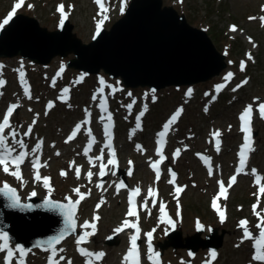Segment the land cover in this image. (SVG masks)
Returning a JSON list of instances; mask_svg holds the SVG:
<instances>
[{"label":"rangeland","instance_id":"obj_1","mask_svg":"<svg viewBox=\"0 0 264 264\" xmlns=\"http://www.w3.org/2000/svg\"><path fill=\"white\" fill-rule=\"evenodd\" d=\"M131 1L109 0L108 13L102 14L95 0H25L16 13L33 17L39 21L41 27L47 28L49 31H56L61 26V15L57 10V5L63 3L78 38L84 43H90L97 30V24L103 16L106 15L107 19L104 20L101 28L110 29L122 16L124 6L127 3L129 6ZM17 2L18 0H0V24H3ZM164 6L174 7L180 14L187 17L190 25L205 30L218 51L226 55L228 67L221 73L222 75L220 74L221 76H215L208 82L197 83L192 87H171L156 92L150 91V88L139 87L133 90L124 87L125 90L115 98L119 100L124 97L122 106L116 107L122 123L119 145L123 146L129 142L131 149L128 152H122L124 159L122 170L132 169L128 162L129 159L137 162V169L128 182L131 186L140 187L144 201L147 200V208L142 211L140 219L144 221L147 231L153 233L152 240L162 243L168 241L179 246L178 249L170 246L164 250L163 264H205L209 258L210 250L204 249L206 244L204 239L207 235H212L211 228H218L215 242L222 244L217 250L218 255L221 254L219 264H254L255 261L248 251L250 245L246 242L241 243L243 237L238 219L252 216L253 225L256 227L259 221L257 216L252 214V209L254 204H258L257 211L264 213V195L259 193V188L264 185L256 184L253 176L241 179L226 202L230 208V218L225 225L216 220L209 204L214 196L212 194L216 191L218 181L227 180L232 173L235 155L241 143L239 117L249 104L253 106L252 118L258 133L259 149L253 158L252 169L261 170L264 173V118H261L258 112L259 104L264 103V21L260 19L264 16V0H164ZM252 14L256 16L253 22L248 19V16ZM232 25L237 27L235 33L229 31ZM247 54L256 56L252 57V60H248V62L250 61L249 68L245 73L246 66L245 70L241 71L240 62L247 60ZM73 58V54L64 58L57 56L47 66L33 64L32 60H25L22 56L0 59L2 65L9 66L4 69L5 74L0 77V80L5 82L4 86L0 87V93H2L0 95V114L6 106L19 103L20 107L14 118V123L19 126L21 134L36 118V123L33 126L35 132L33 138L28 136L24 139L30 142V147L33 148L38 138L45 137L47 139L46 150L50 151L48 157L55 159L52 162L53 166H58V168L51 167L48 170V173L54 178L55 191L51 195L44 190L42 184L35 183L28 177L21 182L0 171V187H3L6 182L18 191L23 202H27L26 196L32 194L35 189L40 191L38 198L41 200L52 198L60 202H67L65 197L75 200L79 197L73 192V189L85 186L86 181L77 179L75 175L76 165L82 162V159L77 156L79 154L78 145L65 143V137L77 123H83L85 110L92 109L93 96H97V98L100 96L99 81L101 78L99 77L106 74L103 70L97 76L79 70L66 69V64ZM14 68L18 69V72H14ZM0 69H2L1 65ZM21 71L30 89L31 99L24 96L20 80ZM229 72L233 73V77L226 81L224 77ZM106 76L108 81L103 79L105 83L107 81L110 85H122L119 79ZM245 79L248 80V83L243 85L244 89L240 90L237 85H240ZM221 84L228 85V87L224 89V93L218 95L216 87ZM64 88H68L69 91L61 99ZM233 88H237V90L234 92ZM189 89H191L190 96L187 95ZM130 91L134 93L129 95ZM154 97H158L159 101L152 103ZM135 98H140L139 109L147 108L149 114L145 121L144 132L136 133L133 136L130 134L131 138H128L126 132H122L125 131L123 123L125 118L128 119L127 114L133 110L132 108L129 110L127 105H136ZM49 102H52L54 107L48 111L46 106ZM179 109H183V111L174 124V134L171 130L170 132L173 135L172 142L175 149L171 155V164H175L178 168L181 181L175 185H167L166 182H163L166 191L171 189L170 194L164 195L165 199L150 198L148 196L149 187L156 190L160 184L157 180H152V175L146 167L145 151H138L136 146L142 143L143 147H147L150 140L153 142L154 133L162 127V122L165 119L167 122ZM45 111H47V115H45ZM217 130L221 132L220 138L225 141L221 153L215 152L211 145L213 137L211 134ZM177 149L180 150L179 157L174 156ZM57 152L61 154L56 158L55 153ZM201 157H206L209 161L208 165L216 167L215 170H212L211 176L206 174L202 166L205 165L204 160ZM72 161H75V165L69 168ZM61 170H65L68 173L67 176L62 177ZM251 181L254 183L249 184ZM92 182L95 183V181ZM176 186L184 188L178 197L175 194ZM92 189H94L93 186L87 188V193L88 195L91 193V197L85 198L83 201L77 217L78 223L92 222L93 216L100 214L101 218L96 221V233L94 239L90 240L89 248L92 252L103 251L105 253L104 264H117L123 261L132 235L131 229H126L121 233L113 231L116 227L121 226L122 221L126 218L123 215L125 212L124 195L115 193L113 189L109 190L108 195L104 197L108 202L104 209L98 212L94 209L95 202L98 199H103V196H98V191L89 192ZM161 203L167 204L168 208L170 206L175 220L181 228L180 237L176 236L171 240L166 237V232L171 229L170 225L162 223L160 220L159 207ZM182 214L184 221L181 219ZM197 223L202 225L204 233L200 237L201 241L191 242L189 238L195 236L198 230ZM109 236L117 237L116 244L112 245H116L114 249L106 243ZM73 240L74 236L59 247L64 249L63 252L58 251L60 255L68 257L64 262L70 260V257H77V253L74 254ZM189 244L192 247H198L195 254L188 252L185 246ZM30 252V264H45L51 253L36 249Z\"/></svg>","mask_w":264,"mask_h":264},{"label":"water","instance_id":"obj_2","mask_svg":"<svg viewBox=\"0 0 264 264\" xmlns=\"http://www.w3.org/2000/svg\"><path fill=\"white\" fill-rule=\"evenodd\" d=\"M70 54L75 55L68 63L70 68L89 74L104 70L112 78H122L128 88L150 87L155 91L207 82L227 68L225 55L210 36L191 26L186 16L173 7H164V0H132L125 15L89 44L78 38L69 21L51 32L41 27L37 19L22 14L0 32V57L20 55L36 64L48 65L55 57ZM63 226V217L49 206L35 200L23 207L12 206L11 199L0 193V229L16 243L38 247ZM23 230V234L16 233ZM201 235L199 232L189 239L201 241ZM216 236L214 230L204 248L221 247V243L214 242ZM114 243L108 242L111 246ZM170 246L179 248L169 242L162 248ZM185 247L193 253L198 251L190 244Z\"/></svg>","mask_w":264,"mask_h":264},{"label":"snow or ice","instance_id":"obj_3","mask_svg":"<svg viewBox=\"0 0 264 264\" xmlns=\"http://www.w3.org/2000/svg\"><path fill=\"white\" fill-rule=\"evenodd\" d=\"M25 3V0H18V2L14 5L12 8V11L8 14L7 18L3 21V24H0V28H2L5 24H7L15 15L16 10L19 9L23 4ZM95 3L99 6L100 12L106 13L107 9L105 8L104 5V0H95ZM31 7V5H29ZM61 15V20H60V25L61 27L64 24V20L67 18V13L65 12V6L63 4L58 6L57 9ZM107 19V16L104 15L103 18L98 22L97 24V30H96V35H99L100 30H101V25H103L104 20ZM249 19H255V17H250ZM261 21H264V16L260 17ZM230 31L236 32L237 27L235 25L230 26ZM251 43V40L249 41ZM255 46V45H254ZM247 59L252 60L251 54H247ZM245 61L240 62V70L244 71L245 70ZM63 70V69H61ZM233 77V73L229 72L224 79L226 81L230 80ZM20 80H21V86L23 88L24 96L27 97L28 99H31V93L30 89L24 80V74L21 71L20 73ZM4 81L0 80V87L4 86ZM100 83V90H99V95L103 96V91L104 88L106 87L105 82L103 79L99 81ZM248 83V80L245 79L241 82L240 85H237V88L242 87L243 85H246ZM225 85L221 84L216 87V91L219 92ZM237 88H233L232 90L235 92ZM69 89L64 88L62 97L63 95H67ZM2 95V93H0ZM131 95V93H129ZM187 95H191V89L188 90ZM93 99L96 100L97 96H93ZM107 101L105 99H100L99 101V107L102 112H107ZM20 107L19 103H12L10 104L4 114L2 115V118H0V170H2L5 174L11 175L15 177L17 181L23 180L22 178V173H21V165L25 163L26 159L31 156L33 157L31 160V166L35 170V176L34 179L36 181H42L43 186L45 188H48L49 191H51L50 187V178L49 177H42L40 174V168L41 167H46V164H41L38 153L40 151L41 145L43 141H39L36 143L35 147L31 148L28 150V145L25 143L24 137H28L32 134L33 131V126L36 123V118L33 119L32 124L28 126L27 130L23 132V134L20 133L19 131V126L16 125L15 123L12 122V117L16 109ZM54 107V104L52 102H49L48 105L46 106L47 109H51ZM129 110H131L132 105L129 104L127 105ZM146 110V109H145ZM31 111V109H30ZM183 109L177 110L171 117L168 119V121L163 125V130L158 133L159 139L157 140L158 148L156 150L157 156L159 157V160L156 162H152L150 164L151 168L155 172L156 180L159 181L161 177V171H160V163H162L165 160V156L163 155V147L165 144V137L168 134L170 128L172 125H174L178 118L181 116ZM207 111V109H205ZM258 112L261 118H264V103H260L258 107ZM47 111H45V115H47ZM86 116H90L91 113L88 110H85ZM143 112H141L137 117H136V129L140 128V117L143 116ZM252 114H253V106L249 104L248 106L245 107L243 110L242 114L240 115L239 119L241 121V132L244 134L243 136V144L242 147L238 153L239 155V166L236 168L234 175H232L228 181V187H231L233 184L236 183L237 181V176L245 173V168H246V162L248 159V153L253 151L254 149L251 147L252 144V131H251V123H252ZM38 118V114H37ZM102 120L104 119L103 117L101 118ZM107 122L104 124V135L106 137L107 143L105 144V148L109 149V159H107L106 164L101 162L99 165V173L98 175L100 177H103L106 175V165H112L115 166L117 164L116 160V153L113 149L112 146V132L110 131L112 128V116L111 114H108L106 117ZM89 121L85 119L83 121V124H88ZM82 124L77 123L75 125V128L72 130L70 135H68L67 139L65 140V143H68L72 141L77 134L81 131ZM214 138L215 141V149L217 152L220 151V136L221 132L220 131H215L211 134ZM88 136L90 137L88 141V146L85 147L83 154L87 157L89 150L92 147V144L95 142V137L92 136L91 130L89 129L88 131ZM54 146V145H53ZM137 150L138 151H143L142 147L140 145H137ZM101 155H98L95 157V161H103L104 160V148L101 150ZM57 156L60 155L59 152L56 153ZM180 155V150L177 149L176 152L174 153L175 157H179ZM204 160V163L207 165L209 163L208 159L206 157H201ZM89 164H94V160L90 157L89 158ZM75 165V161H72L69 165V168H72ZM129 165H132V161H129ZM252 174L255 175L256 170L252 169ZM169 173L171 178L169 179L168 183L175 185L176 181V173L169 169ZM67 172L65 170H61L60 175L62 177L67 176ZM114 174V173H113ZM75 175L77 179H80L81 176V168L80 167H75ZM94 173L89 170L86 174V178L88 181L91 183L92 177ZM128 175H132L131 168L128 172ZM212 175V170L209 167V176ZM219 185V193L216 195L213 200H212V208L217 212L220 222L223 223L226 219L225 212L221 210V208L218 206L217 201L220 200L221 197H224L225 199L227 198L226 193H227V187H225V184L223 181H218ZM97 188H103L102 183H98L96 185ZM125 187V184L121 182L116 186V191L119 193V191ZM184 191L183 187L176 186L175 187V194L178 197L181 192ZM73 192L77 194L79 197L76 200H72L71 197H65V200L67 203H58L52 200L45 201L46 205L49 206L51 210L57 211L64 219V226L63 228L58 232L57 235L51 237L47 241L43 242V244H38V247H43L45 251H50L51 255L48 257V264H60V260H63L64 257H59L58 256V251L63 252L64 249L60 248L57 250L56 245L59 244L67 235L75 233L77 224H76V212H77V206L80 204V202L85 198L88 193H81L80 188H74ZM90 192V190H89ZM0 193H3L5 196L9 197L12 201V206H19L23 207L20 203L19 197L16 195V191L14 188L10 187L6 182L3 184V187H0ZM140 193V188L137 187L133 189L128 197V203H129V208L127 211V217H133V218H138V212H137V204H136V197ZM259 193L261 195H264V186H261L259 188ZM33 196L36 195L35 192L32 193ZM148 196L150 198H154L157 196V192L155 189L152 187H149L148 190ZM259 199V197H258ZM155 202V201H153ZM103 203V200H101L100 203L96 205V208L99 209L101 204ZM142 207H147V200L144 201ZM258 204L253 205V213L257 216L259 223L256 225V228L259 230V239L256 240L255 242V247H256V255L253 257L254 260L264 262V213H261L257 211ZM159 211L161 213L160 215V220L162 223L172 225L173 220L171 218H168L166 212H165V206L163 203L160 204ZM100 217L99 215H94L92 222L85 221L80 227L84 230L81 235H79L76 238V245H77V250L79 253L86 257V264H93V261H101L103 257L105 256V253L103 251L100 252H91L88 251L86 248L81 247L82 244H85L89 241V238L93 236L96 233L97 229V224L96 221H99ZM248 221L247 220H241L239 222V226L243 229V239L241 240V243L244 242V239H252L253 234L249 231L247 227ZM90 229V231H89ZM126 229H133L135 231V234L130 236V247L126 253V255L123 258V264H140V255L138 251V245H137V240L140 235V228L138 227V224L136 222H130L129 219L125 218L122 221L121 226L116 227L113 231L115 233H121L124 232ZM197 229L201 230L202 225L197 223ZM152 232L147 233L148 241H149V259L153 260V264H158V253H155L151 249V239H152ZM112 237L109 236L108 239H111ZM239 246V245H237ZM0 253H5V256L3 257V264H25V257L27 255V251L19 245H11L10 244V239L9 235L7 232H0ZM156 257L157 259H153ZM210 257L212 260L216 258V252L213 251L210 253ZM67 264H72L71 260L67 261ZM210 264V262H209Z\"/></svg>","mask_w":264,"mask_h":264},{"label":"bare ground","instance_id":"obj_4","mask_svg":"<svg viewBox=\"0 0 264 264\" xmlns=\"http://www.w3.org/2000/svg\"><path fill=\"white\" fill-rule=\"evenodd\" d=\"M16 16H17V15H16ZM7 27H8V25H7L5 28H7ZM4 30H5V29H4ZM25 232H26V231L23 230V231H17L16 233H17V234H18V233H19V234H23V233H25ZM32 242H34V240H32ZM110 247H113V249H114V247H116V245H114V246H111V245H110Z\"/></svg>","mask_w":264,"mask_h":264}]
</instances>
